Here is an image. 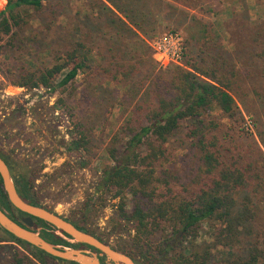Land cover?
I'll return each mask as SVG.
<instances>
[{
    "label": "rangeland",
    "instance_id": "374dc122",
    "mask_svg": "<svg viewBox=\"0 0 264 264\" xmlns=\"http://www.w3.org/2000/svg\"><path fill=\"white\" fill-rule=\"evenodd\" d=\"M61 1L64 15L56 27L48 30L33 20L26 43L21 44L18 37L0 38V150L15 175L31 180L47 209L69 220L76 219L91 198L89 224L97 234H108L112 247L123 250L130 243L129 226L120 223L115 201L96 195V188L109 162L107 148L121 124L144 98L152 79L176 68L157 64L149 43L169 30L180 32L187 44V63L197 59L204 42H220L242 79V95L236 99L243 117L235 130L231 120L224 117L223 122L229 127L227 146L251 167L250 188H258L253 193L259 208L254 227L263 250L260 264H264V0H119L141 22L144 33L138 35L118 28L116 17L101 7L93 9L90 0ZM6 4L7 0H0V12ZM73 22L79 24L82 42L96 59L93 69L80 74L64 92L12 86L6 76L9 69L49 66L69 48ZM208 60L205 56L197 67L210 68ZM213 114L221 113L215 109ZM77 121L88 129L90 142L87 150L68 154L63 143L71 140ZM185 134L182 130L167 146L175 154L174 168L183 176L179 183L193 187L198 153L189 154L191 141ZM83 162H87L85 168ZM212 225L222 224L204 222L196 243L211 244L216 261L227 264V249L213 246L216 230ZM0 240H9L2 229ZM10 257L11 249L3 250L0 264H7ZM106 263L112 264L109 259Z\"/></svg>",
    "mask_w": 264,
    "mask_h": 264
},
{
    "label": "trees",
    "instance_id": "16d2710c",
    "mask_svg": "<svg viewBox=\"0 0 264 264\" xmlns=\"http://www.w3.org/2000/svg\"><path fill=\"white\" fill-rule=\"evenodd\" d=\"M90 1L93 9L101 7L114 15L120 24L118 28L135 35L144 33L137 16L120 6L119 0ZM63 8L61 0H7L0 12V38L18 37L24 44L29 40L26 31L32 30L33 20L51 30L64 15ZM74 26L69 48L55 56L52 64L34 70L27 65L17 71L9 69L6 75L9 83L27 90L46 88L53 93L64 92L80 74L92 70L96 59L91 48L82 42L79 24ZM186 55L185 40L184 58ZM205 56L210 68H198ZM191 59L187 63L183 59L181 66L171 65L176 67L171 74L152 79L144 98L134 105L107 148L109 162L102 168L96 195L101 193V197L115 201L120 223L129 226L130 241L123 250L113 248L130 256L136 264H220L211 244L196 243L203 223L216 222L222 225L219 228L212 225L216 230L213 246L227 249V264H260L263 250L254 227L259 208L253 196L258 188H250L251 167L244 164L239 152L227 146L229 127L223 122L224 117L228 118L235 130L243 117L236 99L242 95L239 92L242 79L225 57L220 42H204L199 46L197 59ZM215 109L220 111L219 117L213 114ZM87 130L80 121L74 122L71 140L63 143L68 154L88 149ZM182 130H186L185 137L191 141L189 154L192 150L198 153L199 161L193 170L197 175L192 179L197 187L179 183L183 176L180 178L174 168L175 154L167 146ZM81 166L85 168L87 162ZM16 184L25 201L47 208L31 180L19 175ZM89 200L76 219L67 220L109 244L111 237L97 234L89 224ZM0 208L19 222L1 176ZM33 220L35 232L40 229V236L49 243L93 250L107 264L108 258L94 248L75 243L40 219ZM0 229L9 236V240H0L8 242L0 246V263L3 250L11 249L7 264H77L55 258L1 226Z\"/></svg>",
    "mask_w": 264,
    "mask_h": 264
},
{
    "label": "water",
    "instance_id": "95a60500",
    "mask_svg": "<svg viewBox=\"0 0 264 264\" xmlns=\"http://www.w3.org/2000/svg\"><path fill=\"white\" fill-rule=\"evenodd\" d=\"M0 176L9 202L16 209L21 221H16L0 208V226L16 238L46 252L47 254L77 264H103L98 255L88 249L62 248L53 245L35 232L34 218L40 219L58 231L70 236L75 243L84 244L99 251L113 264H136L127 254L122 253L110 244H106L90 233L77 228L61 215L25 201L18 193L12 173L6 162L0 157ZM20 212L25 216H21Z\"/></svg>",
    "mask_w": 264,
    "mask_h": 264
},
{
    "label": "built area",
    "instance_id": "2783aa9c",
    "mask_svg": "<svg viewBox=\"0 0 264 264\" xmlns=\"http://www.w3.org/2000/svg\"><path fill=\"white\" fill-rule=\"evenodd\" d=\"M157 64L162 67L181 66L185 53V38L175 30H169L155 37L149 43Z\"/></svg>",
    "mask_w": 264,
    "mask_h": 264
},
{
    "label": "flooded vegetation",
    "instance_id": "af4514ba",
    "mask_svg": "<svg viewBox=\"0 0 264 264\" xmlns=\"http://www.w3.org/2000/svg\"><path fill=\"white\" fill-rule=\"evenodd\" d=\"M0 157H2V159L6 162V164L8 165L11 173H12V176H13V179L15 181V184H16V179H18L19 176L15 175V173L13 172V167L10 163V160L3 154H1V150H0ZM16 187H17V184H16Z\"/></svg>",
    "mask_w": 264,
    "mask_h": 264
}]
</instances>
